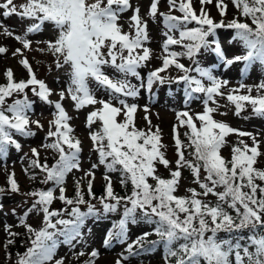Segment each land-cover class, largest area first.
I'll return each instance as SVG.
<instances>
[{"label": "snow or ice", "instance_id": "1", "mask_svg": "<svg viewBox=\"0 0 264 264\" xmlns=\"http://www.w3.org/2000/svg\"><path fill=\"white\" fill-rule=\"evenodd\" d=\"M159 0H152L149 15L155 17L157 14ZM212 0H200V4L211 3ZM232 3L240 11V14L250 19L251 25L241 23L233 19L227 25L221 21L215 22L201 7L200 15H197L192 7L191 0H168L170 10L179 11L180 17L164 15L165 27L169 32L179 30L180 39L176 40L167 36L163 49L166 53L162 67L150 72L147 77V86L151 89L155 80L161 83L164 77L160 73L166 71L170 65H174L180 71L186 73L178 77L188 87L186 92L191 98L192 93L205 94V107L202 113L192 117L188 112L177 113L180 126H187L190 133L188 144L183 145L175 135L176 126L173 127L174 139L177 148V169L170 172V179H163L155 175V163L158 162L165 167L169 161L165 158L160 143L159 128L156 132H145L137 129L134 123V114L137 111L135 104H127L120 96L136 97L138 89L126 80H114L102 70L105 65H110L117 72L127 76L137 75L136 69L150 59V49L144 47L148 39L146 25L142 23L139 9H136L131 17L135 27V35H129L121 31L118 25L120 13L130 8L129 0H95L87 3V0H26L19 7L14 0H3L0 9L3 17L16 15L21 19H28L33 23L26 28L25 36H15L25 49L30 47V42L25 37L28 34L39 32L45 23H51L57 30L58 35L54 41L47 42V50L57 58L56 67L67 65L70 69V85L67 95L75 103L77 110L86 105L99 104L101 107L92 111L87 122L90 126L96 119L101 122L99 131L92 133L90 139L94 149L99 153L100 163L105 165L107 171H120L121 183L130 180L132 192L130 196L119 197L114 194L111 179L105 175L107 181L105 187L106 199L114 203H103L104 211L114 212L123 200L126 204L123 219L119 223L117 237H124L126 224L131 220L135 223V213L139 209L147 218L149 223L156 225L155 234L160 236L165 244L167 255L175 258V264H264V170L254 167L259 152V144L253 137L252 146L244 144L243 148L233 147L231 160H226L220 154V149L225 143V138L230 134L241 137L250 136L251 133L231 128L227 123L216 121L212 117L215 109L208 107V101L213 96H222L221 89L227 81L217 79L211 71L197 66L194 71L202 78L210 82L205 86L200 79L187 75L193 69H186L183 64L177 62L178 54L168 52L169 45L182 44L186 49L189 59H194L201 48L210 47L209 37L215 35V30L228 27L235 30V38L243 43L246 53L242 56L226 58L219 43L215 44L216 55L226 63L232 65L243 62L246 71L254 63L264 66V0H232ZM216 7L220 15H225L226 5L223 0H217ZM195 22L198 27L187 28V24ZM254 26V27H253ZM5 35L12 36L13 33L5 29ZM183 41H189L183 44ZM104 49H107L105 53ZM137 49L140 53L134 55ZM6 48L0 47V54L5 53ZM127 52V56L124 52ZM13 55H23L17 49ZM19 63L27 70L29 78L16 81L11 69L6 70V84L0 85V157L6 155L9 145L15 146L17 150L21 145L13 139V133L23 136L34 135L30 125L35 124L40 128L39 121L30 119L28 113L32 104L25 95L23 99H14L7 103L8 98L14 94L25 93V89L31 86L34 95L40 100L51 103L48 97L52 94L46 84L38 80L26 58ZM95 81L97 85L108 91L110 99H97L89 81ZM244 84L240 88H245ZM240 89H234L227 95V100L235 105V114L239 115L244 108V102L250 104L255 116L264 118V83L257 86L258 94L254 97L248 95L233 94ZM248 93L252 89L247 88ZM60 99L65 98L61 92ZM117 100L121 107H115L112 103ZM55 112L53 120L49 122L47 138H55L50 144L45 145L58 153L55 164L48 166L39 163V153L32 149V155L37 159L31 161L30 167L38 168L45 173L43 183L54 182L59 187V199L67 205L84 204L86 201L80 191L77 182L76 197L69 199L65 196L63 187L66 175L73 169L79 170V153L81 151L80 141L71 136L72 128L68 121L71 119L60 102L54 104ZM147 111V109H145ZM123 112V122H118L117 117ZM186 118V119H185ZM147 120V116L145 117ZM194 120L200 121L199 127ZM55 128V131L52 128ZM149 127L151 124L149 121ZM106 141V143H105ZM142 141V143L140 142ZM241 143H243L241 141ZM65 146L67 150L65 149ZM193 149L192 160L185 159L183 149ZM117 165L120 167L117 168ZM93 168L96 165H92ZM187 167L191 170L193 180L201 189H189L190 196L178 197L176 192L181 177L180 169ZM201 170L206 174L201 180ZM86 175L92 176V172ZM156 181L155 185L148 179ZM259 180L260 184L257 183ZM8 184L10 191L18 192L19 187L14 179V174L9 175ZM220 188L221 191L216 189ZM92 181H88V194L92 195ZM4 189H0L3 192ZM29 195L38 197L33 203V208L43 211V227L33 229L30 225L21 224L31 234V247L20 256L17 264H48L53 258L56 248V235L65 237V242L70 243L80 236L79 228L88 215L95 214L93 205H88V211L82 213L79 207H72L71 215L74 220L57 219L52 223L51 217L61 215L55 211H49V205L54 199L52 189L36 191ZM215 196L217 202L212 205L202 199L201 196ZM155 202V203H154ZM130 204L131 207H127ZM229 209L235 212L231 215ZM27 215V213H25ZM155 218V219H154ZM57 225L63 226V231H54ZM247 229L249 235L234 239L233 233H239ZM5 230L11 233L9 226ZM53 230V231H50ZM227 233V238H221L219 233ZM149 235L138 238L135 244H141L143 239ZM113 233H109V237ZM246 240L245 243H241ZM12 241L9 240V243ZM109 243L105 240V245ZM155 243V242H153ZM175 246L174 245H177ZM133 245H129L131 252ZM80 255H84L83 252ZM98 253L94 250L91 257L95 258ZM234 257V259H233ZM56 264H62L57 261ZM87 264H92L89 260ZM116 264H120L117 260Z\"/></svg>", "mask_w": 264, "mask_h": 264}, {"label": "rangeland", "instance_id": "2", "mask_svg": "<svg viewBox=\"0 0 264 264\" xmlns=\"http://www.w3.org/2000/svg\"><path fill=\"white\" fill-rule=\"evenodd\" d=\"M150 1L152 0H143V7H150ZM3 2V0H0ZM95 0H87V3H94ZM106 2V0H105ZM217 0H213L211 3H208L206 6L210 5L213 9L212 12L208 9V15L217 23L223 21L225 25L231 22L233 19H238L240 15V11L237 7L232 3V0H223V4L229 7V11L224 16L220 15V10L214 8V3ZM14 3L19 7L20 4L26 3V0H14ZM131 5V1L129 0ZM141 1L136 3V7H139ZM191 4L193 9L195 10L197 15H200V8L198 6V0H191ZM141 8V13H139L140 19L143 24L146 25V31L148 35V40H150V47L152 49V43H154L153 49L150 50V59L147 62H144L143 67H138L136 69L137 75H127L128 78H123L125 75L119 73L111 67L110 65L104 66L103 71L106 75L114 80H126L129 84L135 86L138 89V94L140 96L129 97L130 100H125V102L129 105L135 104L137 106V111L134 116V123L137 129L144 130L145 132L151 131L153 133L156 132L157 128H159L160 135V143L164 146L162 147L167 157L171 156L172 150L175 148L176 144L174 141V133L173 127L176 126V133H180L181 131L188 130L187 126H180V122L177 119V113L179 112H188L192 117L196 116V112L198 110H202L204 105L195 106L191 105H182L180 101L177 102V99H181L183 95L180 94V90H176V85L171 87V95H169V90L166 88H162L161 85H168V81H175V77H180L179 73H172L171 65L169 68L160 73V76L164 77L163 83L159 80H155L152 84L154 88L159 89L162 93V97L159 101L147 104L145 101V95L143 93V87L147 84V76L148 73L152 70L158 69L159 60L157 59L159 56L163 57L164 54L162 51V41L164 39V35L166 33L173 34L174 39L179 40L180 35L179 31L183 30V26L180 27L179 30H173L171 32L165 27L164 18L161 19L163 15H173L180 17L182 14L176 10H170L168 5V0H159L157 7V14L155 17L150 16L148 13V8ZM215 10L217 12H215ZM130 9L122 12L118 16V25L121 28L123 33H127L129 35H135V29L131 26L130 23ZM229 18V20H227ZM245 22L249 24V19L245 18ZM33 21L28 19H21L16 15H11L7 18L3 17V10L0 9V47L6 48L7 51L5 53L0 54V81L3 82L5 78V72L8 69H11L15 79L27 80L28 72L27 70L19 63L22 58H26L30 64V66L34 69L35 73H37L39 78L46 80L48 89L51 90V95L48 97V100L51 103L40 100L38 96H31L28 100L32 104V109L29 111L28 115L31 120L39 121L42 127L38 128L35 124H31L30 130L34 135L23 136L18 134L19 140H16L17 143L21 145L20 149L17 150L15 146L10 145L9 152L0 157V186L4 184L5 178L9 177V175L14 174V179L18 180L20 187L18 192H8L5 195L1 196L0 200V249L1 244L4 243L5 240L10 239L12 236L9 235V231L5 230V225L9 226V230L11 233H19L21 231L26 230L25 227L21 224V219L23 218L24 223L30 225L32 228L39 229L43 227V211L39 208H33V203L35 201V197L29 195L27 191V187L29 185V181L25 176V172L30 169L31 161L34 159L32 155V149H36L42 151V157L46 154L54 153V150L46 147L45 145L50 144L54 141L55 138H47V134L49 131V122L53 120V113L56 111L54 108L55 102H60L63 108L66 110L68 116L71 118L68 123L70 126H73L71 136L80 141L81 151L79 153V170L73 169L69 172L63 184L65 188V196H68V193L71 189V184L74 181L80 180L82 183V187L84 186V181H92V187L99 188L104 184H107L105 180V175L109 176L112 183V188L115 190L121 178L119 174H109L104 170V165L100 163L99 153L94 149V145L92 140L90 139V135L99 131L101 128V122L96 119L90 126L87 122V117L92 111L98 110L101 106L99 104L96 105H86L79 110L76 109L75 103L72 99L67 95V90L70 85L69 72L70 69L67 65L57 68L56 62L57 58L50 51L47 50V42L54 41L56 36L58 35L57 30L51 23H45L39 32L28 34L25 38L29 40L30 47L25 49L23 45L15 39V36H25L26 28L29 27ZM162 23V24H161ZM160 25H162L160 27ZM187 28L198 27V25L194 23H188ZM5 29L12 32V36L5 35ZM218 35H221L222 41L221 44L224 47V50L227 51L226 58H233L235 56H242L246 53L245 48L243 47V43H237L232 38V29L228 27L218 28ZM231 29V30H230ZM229 34L231 36H229ZM231 37V38H230ZM209 37V41H210ZM183 44L189 43V41H183ZM20 49L23 55H13V53ZM172 50H176L183 58H180L179 61L184 65L186 69H193L189 71L187 75L194 77L196 72L194 71V59H189L187 57L186 49L182 46V44H174L170 47ZM105 53L107 49H104ZM156 57H153V53H156ZM140 53V49H137L134 55ZM124 55L127 56V52H124ZM152 55V56H151ZM241 63V66H240ZM223 65H226L224 62ZM198 66L203 68V66L214 67L219 70L222 68L220 63H217L213 60L212 55L210 53L204 54L198 60ZM230 67V73L234 75L229 76L219 75L220 79L227 78V87L221 89V92L224 93L222 96H213V99L208 102V107L215 109L212 113V117H218V121H222L230 125L231 128L244 131L247 133L251 132L250 136L241 137L235 133L228 135L225 138V146L220 149V154L223 158L227 159L229 153V147L231 145H237L243 148V145L246 144L249 147L252 146L253 137L257 140L259 144V152L261 155L257 157V162L255 163V168H260L264 170V118L251 116L250 114H245L244 112H250L252 107L250 104L244 102L243 111L239 114H235V105L230 103L227 100V95L230 92H233L234 89H240L239 92L233 93L238 95H252L256 96L258 94L257 90L255 92L251 91L248 93L247 88L250 87L252 90L256 88V86L264 83V66H261L259 63H254L246 71H242L245 68L243 62H236L232 65H227ZM240 66V67H239ZM238 71H241V74H238ZM176 72H179L176 71ZM183 73V72H182ZM186 74V73H185ZM219 74V71L216 73ZM245 74V77L243 76ZM231 80L228 81V80ZM204 85L207 87V83L205 78H203ZM138 82H142L139 86ZM89 87L92 89L97 99L108 100L110 99L109 95H107L108 91H104V94H101L103 88L97 87L96 82L90 80ZM244 84L245 88H240V85ZM168 90V91H167ZM65 93V98L63 100L60 99V93ZM264 94V92L260 93ZM196 95L192 96L195 98ZM196 101V99H195ZM115 107H121L117 100H113ZM197 102V101H196ZM144 104L148 106L147 111L143 109ZM244 113V114H242ZM147 116V120L145 117ZM186 119V118H185ZM124 114L117 117L118 122H123ZM149 121L151 124V128L149 127ZM197 127L200 125V121L194 120ZM244 128L248 131L239 129ZM55 131V128H52ZM22 137V140H21ZM241 141L243 143H241ZM106 143V141H105ZM65 149L67 150L66 146ZM55 159V156H54ZM92 165H96L95 168ZM92 172L94 174V179L92 176L86 175L87 173ZM37 175L45 177V173L37 169ZM156 175V171H155ZM199 187L193 180V176L191 173L183 171L182 177H180L179 184L177 186L176 192L174 193L176 196H183L190 194L189 189L197 190ZM46 190L52 189L54 193V199L51 204L48 206L49 211H55L61 213V215L56 217H51L52 223H55L57 219H64L71 221L74 217L70 214L69 211L71 208L70 205L66 204L65 210L59 209L55 206L57 203H62L60 199L57 200L59 195V187L52 181L46 183ZM83 193V191H82ZM94 203V202H93ZM114 203V202H113ZM90 203H84L77 205L80 211L83 209H88V205ZM91 205V204H90ZM130 205V204H128ZM95 210L99 211L102 207L98 205H93ZM126 206L124 201H121L116 208V212H119L122 207ZM52 207V208H51ZM57 207V208H55ZM53 208H55L53 210ZM69 208V210H68ZM27 213V215H25ZM63 226L57 225V228L54 231L58 233L62 231ZM111 227L107 225H99L94 221H90L84 223L80 226L79 232L80 236L74 239L69 245L63 241L61 238L62 235L57 234L56 239V248L53 253V258L48 264H56L57 261H62V264H74L75 260H78V257L82 259L83 264H87L89 260L92 261V264H116V261L119 260L120 264H169L168 258L165 254L160 251H156L155 253L148 255L146 257H138L132 258L128 255V247L129 245H136L134 242L137 241L138 238L144 237L145 233H148L146 238L143 239L142 242L153 239V228L143 224H136L134 226H129L126 228V233L124 237H117L111 239L107 232ZM53 231V230H50ZM105 240H108L109 243L106 246ZM96 251L98 256L95 258L91 257V252ZM83 252L84 255H80ZM79 262V261H77ZM0 264H8L2 261L0 258ZM17 264V263H14Z\"/></svg>", "mask_w": 264, "mask_h": 264}, {"label": "trees", "instance_id": "3", "mask_svg": "<svg viewBox=\"0 0 264 264\" xmlns=\"http://www.w3.org/2000/svg\"><path fill=\"white\" fill-rule=\"evenodd\" d=\"M3 84H5V83L4 82H0V85H3ZM10 102H11V99L8 98L7 103H10ZM53 161L54 160H53V158L51 156H44L41 164H45L46 163L49 166L51 163H53ZM35 171H36V169L31 167V169L27 172L28 176L33 177L35 179V183H31L30 186H29V189H30L31 192H34L38 188H41L42 184H43L42 181L44 180V178L37 180L36 179V174L34 173ZM7 181H8V179H7ZM257 183L260 184L262 182L257 180ZM0 189H4L6 191V190L10 189V185L8 184V182H6V185L3 186V187H0ZM76 191H77V188L74 187V190L72 191V194H71L69 199H75ZM131 192H132V184H131V181L128 180L124 184L120 183L119 188L115 191L114 194L119 196V197H127L128 195L131 194ZM82 195H83V198L86 201V203L89 202V201H91V202H93V201L100 202L99 200L109 201L108 199H106V193H105L104 189H102V190H93L91 196H89V194L87 192L82 193ZM71 206H76V205H71ZM229 212H230L231 215H233V216L235 215V212L230 210V209H229ZM93 215H94V219H97L99 221H105L106 222V221H112V219H113V214H109V213H102V214L96 213V214H93ZM145 218L146 217L144 215H142L140 217H137V220L144 222ZM152 224H154V223H152ZM243 231L249 232L247 229H245ZM243 231L239 232V233H233L232 237L234 239L239 238V237H245L246 238L249 234L244 235ZM262 231H264V230H262ZM219 236L221 238H227L228 234L221 232V233H219ZM31 238H32L31 234L27 230L22 232V233H20V234L14 235L13 238L11 239V241H12L11 243H9V240H7L3 244L2 249L0 250V258H2V260L5 263H8V264L17 263L18 258L20 256H23V254L27 251V249L31 245ZM160 239H161V237H160ZM245 242H246V240H242L241 241V243H245ZM175 246L176 245H174V247Z\"/></svg>", "mask_w": 264, "mask_h": 264}, {"label": "bare ground", "instance_id": "4", "mask_svg": "<svg viewBox=\"0 0 264 264\" xmlns=\"http://www.w3.org/2000/svg\"><path fill=\"white\" fill-rule=\"evenodd\" d=\"M213 69L215 70L216 68L213 67ZM209 86H210V84H209ZM138 96H140V95L138 94Z\"/></svg>", "mask_w": 264, "mask_h": 264}]
</instances>
